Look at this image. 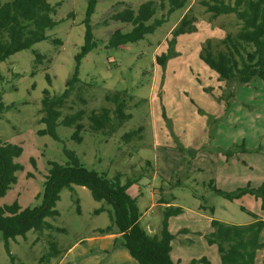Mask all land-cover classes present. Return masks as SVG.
Masks as SVG:
<instances>
[{
    "label": "rangeland",
    "instance_id": "rangeland-1",
    "mask_svg": "<svg viewBox=\"0 0 264 264\" xmlns=\"http://www.w3.org/2000/svg\"><path fill=\"white\" fill-rule=\"evenodd\" d=\"M46 1L55 7L52 18L57 24L46 30V38L0 61V137L21 147L13 158L19 165L15 181L0 196V205L16 202L24 208L33 203L49 161L64 163L65 150H70L86 168L108 176L121 173L122 181L142 175L128 192L136 195L140 223L148 231L159 229L161 206L182 208L168 222L174 235L170 256L177 264L203 256L208 264H220L216 246L205 239L212 230L210 220L247 224L253 221L250 213L264 220L262 199L249 193L229 199L213 190L229 192L264 181V81H219L198 57L202 41L234 32L237 18L233 13L210 18L198 0H188L143 38L111 48L110 32L131 26L108 15L123 4L136 10L146 0ZM189 7L197 29L179 35L177 53L158 64L155 56L166 51L171 29ZM166 11L158 9L153 17ZM87 27L96 47L79 56ZM75 70L87 85L81 86L82 103L73 91L76 103L68 112L96 110L105 103L106 93L126 90L131 117L109 138L84 130L76 142L73 127L60 125L57 139L40 133L45 127L40 120L43 90L61 91ZM137 128L139 136L122 141V133ZM160 197L167 203L158 204ZM102 205L109 208L83 185L63 187L55 204L58 214L45 218L50 227L9 238L0 233V264H116L122 259L118 247L100 233L110 224L107 209L95 211ZM259 238L263 246L254 264L264 258V228ZM120 250L128 254L125 247Z\"/></svg>",
    "mask_w": 264,
    "mask_h": 264
},
{
    "label": "trees",
    "instance_id": "trees-1",
    "mask_svg": "<svg viewBox=\"0 0 264 264\" xmlns=\"http://www.w3.org/2000/svg\"><path fill=\"white\" fill-rule=\"evenodd\" d=\"M198 1L209 13L210 18L233 13L239 22V27L234 32L225 31L222 37H207L202 41L198 57L217 73L219 81L237 85L248 84L256 77L264 81V0ZM187 2L188 0H146L139 4L136 10L129 4L121 5L120 9L110 13L108 18L130 25L131 28L128 31H123L121 27L112 30L107 46L117 48L143 38L160 25L166 15L174 9L184 7ZM88 9L91 10V4ZM158 9L167 11L160 17H153ZM54 10L55 7L46 0H0V61L46 38V30L57 24L52 18ZM196 21V15L191 12L190 7L187 8L170 31L166 40V51L155 56L158 64L164 65L169 57L177 53L174 49L177 37L194 32L197 29ZM84 39L79 56L96 47L89 27ZM36 54L39 59L41 56ZM82 85L87 83L79 79L75 70L66 79L61 91L50 93L47 89L43 90L40 120L45 127L40 133L57 139V126H72V138L76 142L81 141L84 130L100 133L106 139L131 117L127 110L126 90L106 93L105 103L96 110L90 109L87 113L83 108L66 111L76 103L71 97L73 91L76 90L74 97L77 101L84 102L81 95ZM3 109L0 92V114ZM84 119L87 120L86 125ZM137 134L140 135V128L125 131L121 134V139L127 142ZM20 151L18 144L6 142L0 137V196L15 181L14 171L19 165L13 162V158L18 156ZM65 154L67 160L64 163L49 161L47 174L33 203L24 208L16 202L0 205V233L3 237H14L30 229L42 231L45 227H50L45 218L58 214L55 204L60 190L71 184H78L87 187L94 200L103 201L109 206L105 208L102 205L95 210L107 209L110 219V224L100 229V233H119L121 244L139 264H177L170 256L174 235L168 229V222L171 216L182 212L181 207L171 204L161 206L160 227L157 231L150 232L140 223L141 214L136 195L128 192V187L136 183L141 174L139 177L131 176L122 181L121 173H114L112 176L99 173L80 163L73 151L65 150ZM144 163L150 165L149 161ZM213 190L229 199L249 193L264 201V181L257 187L247 185L229 192L216 187H213ZM158 203L164 204L167 201L160 197ZM250 215L253 221L247 224L210 220L212 230L205 233V239L207 244L216 246L220 264H254L256 251L263 246L259 234L264 228V220L254 213ZM200 262L209 263L204 256L190 260V264Z\"/></svg>",
    "mask_w": 264,
    "mask_h": 264
},
{
    "label": "crops",
    "instance_id": "crops-1",
    "mask_svg": "<svg viewBox=\"0 0 264 264\" xmlns=\"http://www.w3.org/2000/svg\"><path fill=\"white\" fill-rule=\"evenodd\" d=\"M157 200H159V198ZM161 205H162V203H161ZM102 235L112 238L113 239V244H115L116 247H118V255L122 259L118 258L116 264H121V263H125V262L127 264H139L133 257L130 256L129 253L126 254V252L120 250V247H124V246L121 244V237H120L119 233H114V232H112V233H102ZM171 245H172V243H171ZM112 249H115V247L112 246Z\"/></svg>",
    "mask_w": 264,
    "mask_h": 264
}]
</instances>
